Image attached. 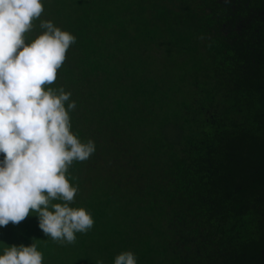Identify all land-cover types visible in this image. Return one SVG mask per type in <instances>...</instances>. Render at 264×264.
I'll return each instance as SVG.
<instances>
[{
    "label": "trees",
    "instance_id": "16d2710c",
    "mask_svg": "<svg viewBox=\"0 0 264 264\" xmlns=\"http://www.w3.org/2000/svg\"><path fill=\"white\" fill-rule=\"evenodd\" d=\"M76 39L54 89L95 151L73 161L70 206L93 218L74 243L30 212L0 252L33 241L42 264H264V0H45ZM88 193H86V191Z\"/></svg>",
    "mask_w": 264,
    "mask_h": 264
},
{
    "label": "clouds",
    "instance_id": "9594fccd",
    "mask_svg": "<svg viewBox=\"0 0 264 264\" xmlns=\"http://www.w3.org/2000/svg\"><path fill=\"white\" fill-rule=\"evenodd\" d=\"M43 10L42 0H0V227L19 224L32 212L45 236L71 244L94 221L84 207L70 206L78 189L66 174L73 161L90 157L95 144L70 130L71 93L46 87L76 37L41 20L42 31L26 42ZM42 260L34 241L0 252V264ZM113 264L137 262L133 252L122 251Z\"/></svg>",
    "mask_w": 264,
    "mask_h": 264
},
{
    "label": "rangeland",
    "instance_id": "374dc122",
    "mask_svg": "<svg viewBox=\"0 0 264 264\" xmlns=\"http://www.w3.org/2000/svg\"><path fill=\"white\" fill-rule=\"evenodd\" d=\"M42 1H45V0H42ZM43 11H45V9H44ZM88 191H89V190H87L86 193H88Z\"/></svg>",
    "mask_w": 264,
    "mask_h": 264
}]
</instances>
